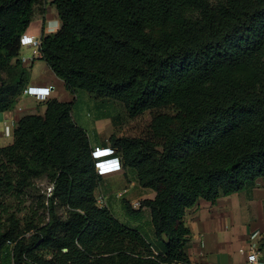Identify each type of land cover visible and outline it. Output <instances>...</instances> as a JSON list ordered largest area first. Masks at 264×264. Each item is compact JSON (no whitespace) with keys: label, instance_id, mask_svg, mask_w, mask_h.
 Segmentation results:
<instances>
[{"label":"trees","instance_id":"trees-1","mask_svg":"<svg viewBox=\"0 0 264 264\" xmlns=\"http://www.w3.org/2000/svg\"><path fill=\"white\" fill-rule=\"evenodd\" d=\"M39 1L0 0V112L28 86L21 37ZM52 3L61 26L45 34L43 19L41 59L72 91L152 114L141 134L109 138L126 175L154 192L139 208L124 199L127 215L150 218L129 226L100 202L88 131L73 103L51 98L0 145V264H195L189 210L264 177V0ZM40 177L53 188L23 225L7 199L21 205Z\"/></svg>","mask_w":264,"mask_h":264},{"label":"crops","instance_id":"crops-1","mask_svg":"<svg viewBox=\"0 0 264 264\" xmlns=\"http://www.w3.org/2000/svg\"><path fill=\"white\" fill-rule=\"evenodd\" d=\"M44 18L45 24L43 22ZM43 24L45 34H50L60 28L61 20L54 14L37 15L35 9L33 20L25 35L30 40L31 38L40 39ZM29 45L34 46V54L38 56L36 58L21 56L24 65L30 71L34 66L32 60L41 59V55L39 46L33 43L22 46ZM50 72V77L29 79L28 83V86L33 87H50V93L46 99L33 94L23 93L20 96L22 99L20 100L19 98L16 110L0 112V131L10 128L9 133L5 137L13 134L14 138V124L24 115L18 113L19 109L35 113L33 112L34 108L36 109V113L44 114L47 109L48 99L70 100V93L66 91L64 85L65 81L57 76L51 68ZM22 101L24 103L29 101L31 106L25 108ZM107 120L110 127H115L113 123L114 118ZM113 133L109 131L98 140L91 139L90 137L93 148H100L97 153L106 151L103 148L111 147L109 138ZM125 171L124 169L104 174L97 193L100 191L105 195L106 190L107 192L117 193L125 191V189L129 191L132 184H136L135 186L146 190V188H143L139 184L136 178L128 177ZM153 194L150 197H153ZM142 218L141 216V220ZM141 220L136 222V224L138 225ZM186 221L191 229L187 252L195 264H246V250L251 246L258 248L261 251L262 257H264V177L257 178L241 191L220 196L215 203L202 198L197 207L189 210ZM242 247L246 250L241 251Z\"/></svg>","mask_w":264,"mask_h":264},{"label":"rangeland","instance_id":"rangeland-1","mask_svg":"<svg viewBox=\"0 0 264 264\" xmlns=\"http://www.w3.org/2000/svg\"><path fill=\"white\" fill-rule=\"evenodd\" d=\"M46 13H48V15L54 14L60 20L57 14V10L52 3V0H40L36 5L37 15L44 16ZM20 56L29 58L38 57L34 54V46L30 45L22 46ZM32 61L34 63V66L30 70L29 79H43L51 76L50 67L46 61L38 58ZM64 85L66 91L70 93V100L66 101L73 103L72 114L74 119L88 131L91 139L98 140L103 134H107V132L109 131H111V133H116L118 136L139 135L146 129L151 121L152 114L150 112L133 117L128 113L124 103L119 100L96 97L94 94L82 88L77 89L76 91H72L66 86V83ZM23 93L24 92H22V94ZM21 99L22 97L20 98V100ZM22 102L25 108L31 106L29 101H25L26 103H24V101ZM18 103L19 100L16 103L15 107L11 109V111L17 109ZM35 110L36 109L33 108V112L36 113ZM27 112L21 109L18 110V113H20V115L21 113L26 114ZM109 118H114L113 123L115 127L112 128L109 126L110 124H108L107 122V119ZM13 119L15 118L13 117ZM6 129L0 131L1 146L11 143L14 139L13 134L11 136L5 137L10 131V128H8L7 130ZM35 183V187L28 191V193L25 195L26 200L21 205L19 203H15V200L11 197L7 199L8 202L13 205L11 211L16 212L17 216L23 219V225L25 224V218L29 214H31L28 206L32 202L36 201L39 195H41L42 198L46 199L48 196L47 191L49 194V191L51 189L50 187H52V184H50L49 180L46 177H40L36 179ZM135 185L136 184H132L130 186V190L126 192H107L106 190L105 195L100 191L98 193L100 202L108 204V206L112 209L114 215L121 222L129 226H136V222H138L139 220H133L127 215L123 200L128 199L134 208H139L140 201L146 197H150L153 194L152 190H144ZM56 210L62 217L66 216L67 214V209L64 205L58 204ZM40 212L44 213L45 215H49V212L45 211L43 208L40 209ZM142 217V220L144 222H147L150 218V209L142 208Z\"/></svg>","mask_w":264,"mask_h":264},{"label":"built area","instance_id":"built-area-1","mask_svg":"<svg viewBox=\"0 0 264 264\" xmlns=\"http://www.w3.org/2000/svg\"><path fill=\"white\" fill-rule=\"evenodd\" d=\"M21 43H22V45L33 43L34 45L39 46L40 39L39 38H36V39L31 38V40H30L29 37H27L26 35H23L21 38ZM49 89H50V87L43 88V87L28 86L23 90V92L33 94V95H36L38 97H42V98L46 99L50 93ZM97 150H100V148L97 147L93 153H94L95 157L98 158L103 154V152L101 151V152L97 153L96 152ZM119 159H121V161H112L110 163H103L100 167H98V164H97L99 174L104 175L106 173H112V172L122 170L124 168L123 167L124 163H123V160L121 157ZM50 188H51L50 189V191H51L53 187H50ZM125 191H126V189H125ZM240 250L245 251L246 249L244 247H242ZM246 253H247L246 264H264V257H262L261 251L258 248L251 246L249 249L246 250Z\"/></svg>","mask_w":264,"mask_h":264},{"label":"clouds","instance_id":"clouds-1","mask_svg":"<svg viewBox=\"0 0 264 264\" xmlns=\"http://www.w3.org/2000/svg\"><path fill=\"white\" fill-rule=\"evenodd\" d=\"M23 35H25V33ZM103 150H106V151H104L103 154L100 157H98V158L95 157V155L93 153L94 157L97 159L96 167H97V164H98V167H100L103 163H110L112 161H121V159H119L120 155L117 153V149L116 148L111 146V147L103 148ZM97 170H98V168H97Z\"/></svg>","mask_w":264,"mask_h":264}]
</instances>
